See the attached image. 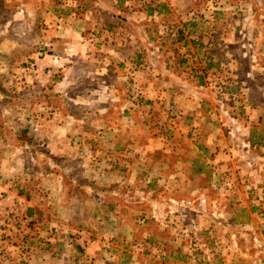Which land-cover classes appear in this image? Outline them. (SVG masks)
Masks as SVG:
<instances>
[{"label":"rangeland","instance_id":"1","mask_svg":"<svg viewBox=\"0 0 264 264\" xmlns=\"http://www.w3.org/2000/svg\"><path fill=\"white\" fill-rule=\"evenodd\" d=\"M0 264H264V0H0Z\"/></svg>","mask_w":264,"mask_h":264}]
</instances>
